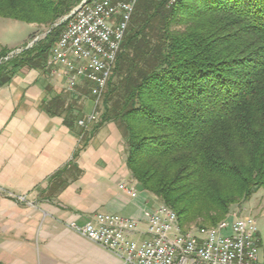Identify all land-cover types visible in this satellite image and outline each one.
Segmentation results:
<instances>
[{"label": "trees", "instance_id": "16d2710c", "mask_svg": "<svg viewBox=\"0 0 264 264\" xmlns=\"http://www.w3.org/2000/svg\"><path fill=\"white\" fill-rule=\"evenodd\" d=\"M80 1L0 0L1 17L51 27L0 62V86L45 59L63 23L52 25ZM113 72L101 122L120 126L132 178L182 229L213 226L264 188V0H149ZM260 246L264 264V237Z\"/></svg>", "mask_w": 264, "mask_h": 264}, {"label": "crops", "instance_id": "0c3cea01", "mask_svg": "<svg viewBox=\"0 0 264 264\" xmlns=\"http://www.w3.org/2000/svg\"><path fill=\"white\" fill-rule=\"evenodd\" d=\"M62 85L45 58L0 86V264H118L66 224L98 212L141 219L159 203L127 169L120 126L100 117L83 139L76 119L91 108L88 88Z\"/></svg>", "mask_w": 264, "mask_h": 264}, {"label": "built area", "instance_id": "2783aa9c", "mask_svg": "<svg viewBox=\"0 0 264 264\" xmlns=\"http://www.w3.org/2000/svg\"><path fill=\"white\" fill-rule=\"evenodd\" d=\"M137 1L81 0L58 22L64 27L49 49L47 66L61 78L65 92L87 86L91 108L76 119L84 132L100 121L103 97ZM177 1L166 0L167 6ZM49 31L35 36L26 49ZM22 51L11 52L0 62ZM119 187L137 195L131 186ZM66 226L115 256L118 264H262V238L249 215H229L213 226L182 229L175 212L158 203L146 206L141 219L98 212L83 224L69 221Z\"/></svg>", "mask_w": 264, "mask_h": 264}, {"label": "rangeland", "instance_id": "374dc122", "mask_svg": "<svg viewBox=\"0 0 264 264\" xmlns=\"http://www.w3.org/2000/svg\"><path fill=\"white\" fill-rule=\"evenodd\" d=\"M147 1L149 0H138L134 8L133 15L136 12H139ZM62 18L63 17L56 20L55 23H57L58 25V22H60ZM62 23L63 25L61 26V30L64 27V22ZM54 24L52 25V27L57 26ZM49 29H51V27L48 25H31L30 23L0 16V54L2 53V51H8L7 53L8 55L11 52H14L18 49H23L26 51L27 50L26 45L30 41H32L35 36L37 35L41 36ZM41 42H43L42 39ZM39 43L37 42L34 47H37ZM40 57H44L48 59L49 52L45 51L44 53L41 54ZM113 69L111 76H113L112 82L115 83L118 79V76L113 75L114 73ZM229 215H233L234 217H242L245 215H249L252 219H254L259 235L261 236V238H263L264 237V188L260 187L259 189H257L256 192H254L251 195L248 201L243 202L239 205H233L230 208L229 213L225 217ZM193 226L195 225H191L188 228ZM262 255H263V249L260 246V256Z\"/></svg>", "mask_w": 264, "mask_h": 264}]
</instances>
